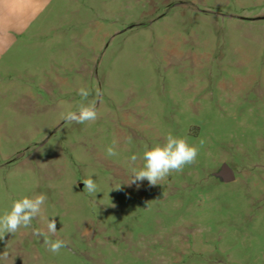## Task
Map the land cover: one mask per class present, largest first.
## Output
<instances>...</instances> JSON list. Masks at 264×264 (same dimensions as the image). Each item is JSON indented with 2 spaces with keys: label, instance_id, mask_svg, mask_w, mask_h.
Listing matches in <instances>:
<instances>
[{
  "label": "rangeland",
  "instance_id": "1",
  "mask_svg": "<svg viewBox=\"0 0 264 264\" xmlns=\"http://www.w3.org/2000/svg\"><path fill=\"white\" fill-rule=\"evenodd\" d=\"M2 66L0 214L47 199L0 264H264V0H52ZM97 89L95 122L62 119ZM169 132L196 162L127 184Z\"/></svg>",
  "mask_w": 264,
  "mask_h": 264
},
{
  "label": "clouds",
  "instance_id": "2",
  "mask_svg": "<svg viewBox=\"0 0 264 264\" xmlns=\"http://www.w3.org/2000/svg\"><path fill=\"white\" fill-rule=\"evenodd\" d=\"M78 94L82 98V101H87L90 91L81 87L78 90ZM101 96V90L97 89V99L88 103H80L77 110L65 112L62 115V119L65 122L79 124L95 122L98 118L97 104ZM199 143L202 146L205 141L201 139ZM115 145L116 141H113L112 145L106 148L107 156L115 157L118 155ZM198 154V147L189 144L186 138L177 137L169 132L162 144H156L150 148L145 147L142 155V166H135L139 159L137 155L133 154L130 156L131 179L127 184L131 185L138 181L147 180L151 186L158 185L160 182L166 180L171 173L182 172L185 166L195 163ZM83 185L89 195H96L98 193V186L92 178L85 179ZM46 199L45 194H37L33 197L24 196L14 200L10 210L0 214V240H3L8 233L15 234L21 227H30L33 219L42 214ZM46 227L48 233L55 234L57 231L55 219H51ZM35 234L45 236V233L39 229L35 230ZM44 243L49 246L48 250L54 254L59 253L61 248L67 246L63 240L57 239L52 241L46 236ZM7 256L8 253L4 252L0 254V259H6Z\"/></svg>",
  "mask_w": 264,
  "mask_h": 264
},
{
  "label": "crops",
  "instance_id": "3",
  "mask_svg": "<svg viewBox=\"0 0 264 264\" xmlns=\"http://www.w3.org/2000/svg\"><path fill=\"white\" fill-rule=\"evenodd\" d=\"M52 0H0V70L8 53L26 36Z\"/></svg>",
  "mask_w": 264,
  "mask_h": 264
},
{
  "label": "water",
  "instance_id": "4",
  "mask_svg": "<svg viewBox=\"0 0 264 264\" xmlns=\"http://www.w3.org/2000/svg\"><path fill=\"white\" fill-rule=\"evenodd\" d=\"M213 176L220 181L228 182L234 179V172L227 163H222L219 169L213 172Z\"/></svg>",
  "mask_w": 264,
  "mask_h": 264
}]
</instances>
